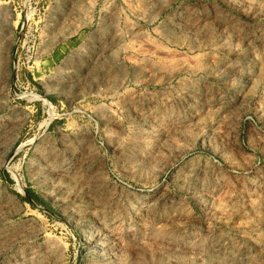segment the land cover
<instances>
[{
    "label": "rangeland",
    "instance_id": "rangeland-1",
    "mask_svg": "<svg viewBox=\"0 0 264 264\" xmlns=\"http://www.w3.org/2000/svg\"><path fill=\"white\" fill-rule=\"evenodd\" d=\"M0 264H264V0H0Z\"/></svg>",
    "mask_w": 264,
    "mask_h": 264
}]
</instances>
